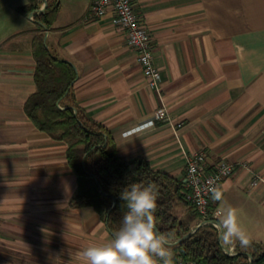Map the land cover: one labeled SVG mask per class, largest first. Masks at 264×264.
Here are the masks:
<instances>
[{"label": "crops", "instance_id": "1", "mask_svg": "<svg viewBox=\"0 0 264 264\" xmlns=\"http://www.w3.org/2000/svg\"><path fill=\"white\" fill-rule=\"evenodd\" d=\"M38 1H0V264H82L78 252L112 236L92 207L70 204L87 182L72 172L67 144L24 111L39 23L36 10L19 7ZM56 1L46 45L73 66L77 104L108 128L118 154L179 179L195 151L210 164L230 160L235 169L218 187L224 199L212 203L221 214L231 205L264 244V0H131L149 33L158 89L111 13L91 17L92 0ZM160 105L167 115L156 119Z\"/></svg>", "mask_w": 264, "mask_h": 264}, {"label": "trees", "instance_id": "2", "mask_svg": "<svg viewBox=\"0 0 264 264\" xmlns=\"http://www.w3.org/2000/svg\"><path fill=\"white\" fill-rule=\"evenodd\" d=\"M40 2L19 7L24 14L37 10ZM59 10L56 0L33 18L39 23L32 40L35 59L33 80L35 90L27 97L24 111L36 128L51 138L67 144L66 158L72 172L87 186L70 199L72 206L92 207L113 235L127 212L120 194L133 184H154L158 189L157 229L176 240L190 231L202 216L186 198L183 180L155 169L144 157L125 159L116 149L108 128L93 119L76 102L72 82L73 66L58 58L46 45L43 26L51 27ZM98 181V185L96 183ZM115 201V202H113ZM215 209L213 203L210 212ZM218 229L205 223L172 247L173 261L194 260L203 264H264V244L252 241L249 247L237 242L234 254H227L218 239Z\"/></svg>", "mask_w": 264, "mask_h": 264}, {"label": "clouds", "instance_id": "3", "mask_svg": "<svg viewBox=\"0 0 264 264\" xmlns=\"http://www.w3.org/2000/svg\"><path fill=\"white\" fill-rule=\"evenodd\" d=\"M120 197L127 207L120 228L106 244L78 252L82 264H173L172 247L178 241L157 229V187L133 184ZM213 199L223 200V192L213 190ZM219 217V238L227 251H233L237 242L244 248L251 245L252 237L237 223L236 209L228 205Z\"/></svg>", "mask_w": 264, "mask_h": 264}, {"label": "built area", "instance_id": "4", "mask_svg": "<svg viewBox=\"0 0 264 264\" xmlns=\"http://www.w3.org/2000/svg\"><path fill=\"white\" fill-rule=\"evenodd\" d=\"M107 13L112 14L114 25L122 28L127 36L128 44L136 51L137 61L140 63L147 83L150 87L158 89L161 73L153 62L152 46L147 30L139 23L138 16L131 0H92L89 14L100 17ZM156 119L167 115V109L160 105L154 112ZM235 169V164L226 158L219 159L210 164L206 153L195 151L186 156L183 186L186 189V198L192 202L206 223L217 227L220 209L210 212L213 190L218 189L220 182L229 177ZM258 183L257 179L252 185ZM173 264H203L194 260L178 259Z\"/></svg>", "mask_w": 264, "mask_h": 264}, {"label": "water", "instance_id": "5", "mask_svg": "<svg viewBox=\"0 0 264 264\" xmlns=\"http://www.w3.org/2000/svg\"><path fill=\"white\" fill-rule=\"evenodd\" d=\"M47 4H48V0H43V4L36 10V11H34V12H31V14L33 15L35 12L36 13H41V12H43L44 10H45V8L47 7ZM43 28H44V34H45V36H44V38H45V42H46V36H47V32H48V28L46 27V26H43ZM96 183H97V185H98V181H96ZM113 202H115V201H113ZM206 223V221L205 220H201L200 222H198L190 231H188L186 234H184L183 236H181V237H179L178 239H176L175 241H178V243H180L181 241H183V240H185L186 238H188V237H190L194 232H195V230L197 229V228H199L200 226H202L203 224H205ZM219 233H218V239H219V241H220V238H219ZM220 243H221V241H220ZM175 244H177V243H175ZM221 246H222V243H221ZM222 248L224 249V251L227 253V254H234L235 252H234V250L233 251H227L226 249H225V247L224 246H222Z\"/></svg>", "mask_w": 264, "mask_h": 264}, {"label": "rangeland", "instance_id": "6", "mask_svg": "<svg viewBox=\"0 0 264 264\" xmlns=\"http://www.w3.org/2000/svg\"><path fill=\"white\" fill-rule=\"evenodd\" d=\"M0 1H2V0H0Z\"/></svg>", "mask_w": 264, "mask_h": 264}]
</instances>
